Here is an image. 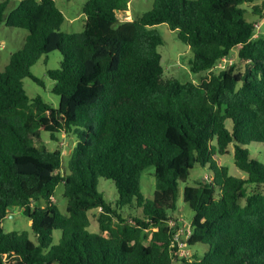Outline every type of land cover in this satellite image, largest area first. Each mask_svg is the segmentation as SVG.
Here are the masks:
<instances>
[{
	"label": "trees",
	"instance_id": "trees-1",
	"mask_svg": "<svg viewBox=\"0 0 264 264\" xmlns=\"http://www.w3.org/2000/svg\"><path fill=\"white\" fill-rule=\"evenodd\" d=\"M122 1L87 0L80 32L62 30L55 0H21L8 14V0L0 2V24L29 31L0 71V264H264V162L245 147L264 143V34L247 18H264V0H154L121 21ZM162 23L191 48L193 72H212L235 48L245 69L164 79ZM54 50L62 61L47 74L58 106L24 86L27 77L44 85L32 67ZM44 132L54 143L77 137L68 157L39 144ZM230 145L244 176L220 163ZM196 165L209 172L183 189L194 212L186 220L176 214L180 183ZM149 166L152 198L142 190ZM101 177L114 182V202L99 190ZM15 207L34 239L4 230ZM92 210L99 231L89 229ZM180 218L192 228L185 256L173 245Z\"/></svg>",
	"mask_w": 264,
	"mask_h": 264
},
{
	"label": "rangeland",
	"instance_id": "rangeland-1",
	"mask_svg": "<svg viewBox=\"0 0 264 264\" xmlns=\"http://www.w3.org/2000/svg\"><path fill=\"white\" fill-rule=\"evenodd\" d=\"M4 1V0H0ZM21 0H8V8L6 14L12 9L18 6ZM58 7L64 14V22L62 30L66 32H80L84 30L85 13L84 5L87 0H55ZM255 4H260L256 2ZM154 0H123L121 2V11L119 12V18L121 21H125L131 18H135L144 12L153 8ZM249 11H252V6L247 5ZM264 13V10H263ZM249 20H255L257 34H264V18L259 19L257 16L247 14ZM258 18V19H257ZM157 28L160 30L163 36V44L158 46L162 58L161 63L163 65V78H173L181 82H199L203 77L210 76L212 72H219L223 68H228L233 64L237 71H243L246 67L245 62L238 57V48H235L229 57L221 59L212 72L195 73L191 69L190 60L193 58V52L191 48L179 40L177 31L170 29L166 23L159 24ZM29 31L24 28L8 26L5 21L0 24V71L4 70L8 63L11 54L21 50L25 43V38ZM62 61V54L58 50L44 54L39 61L32 67V72L44 82V85L38 83L34 79L27 77L24 79V86L27 94L30 97L36 95H42L48 102L54 106H58L59 97L52 92L53 81L49 78L48 69L60 67ZM226 125L229 129L232 128V121L227 120ZM77 142V137L68 136L66 134L60 135L59 142L54 143L50 139L49 133H42L39 139V144H46L51 149L61 147L63 154L68 157L72 146ZM245 147L249 148L251 155L264 162V143L251 142ZM229 153L225 155H219L221 164L227 165L230 169V173L233 175H242L245 173L239 170L234 163V146L230 145ZM209 172V168L196 165L187 181L180 183V195L177 213H181L186 220H191L194 216L193 210L183 199V189L186 185H196L203 180ZM63 184H59L56 189L55 201L62 212H65L67 206V200L63 196ZM155 189V177L154 166L147 167L143 172L142 190L147 197L152 198ZM99 190L104 192L105 197L111 201H115L118 197L117 189L114 182L110 179L101 177L99 182ZM41 204H45L41 202ZM133 212V210H131ZM97 210L90 212L91 218V231H99V224L97 221ZM126 215V213H125ZM5 231H23L30 232L31 238H35L31 228V220L23 213L22 208L15 207L12 213L9 214L2 222ZM57 238L60 237L59 232H55ZM193 249L204 252L207 249V245L197 244Z\"/></svg>",
	"mask_w": 264,
	"mask_h": 264
},
{
	"label": "built area",
	"instance_id": "built-area-1",
	"mask_svg": "<svg viewBox=\"0 0 264 264\" xmlns=\"http://www.w3.org/2000/svg\"><path fill=\"white\" fill-rule=\"evenodd\" d=\"M180 221L181 224H179V227L176 229L173 245L177 248V251L180 255L185 256L190 253L187 241L192 235V228L190 224L184 221L182 218H180ZM171 224L176 226L177 222L172 221Z\"/></svg>",
	"mask_w": 264,
	"mask_h": 264
}]
</instances>
